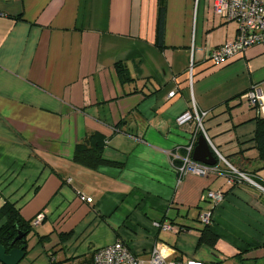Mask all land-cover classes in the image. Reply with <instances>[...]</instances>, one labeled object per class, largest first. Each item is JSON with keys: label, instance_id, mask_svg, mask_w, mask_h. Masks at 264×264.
<instances>
[{"label": "crops", "instance_id": "0c3cea01", "mask_svg": "<svg viewBox=\"0 0 264 264\" xmlns=\"http://www.w3.org/2000/svg\"><path fill=\"white\" fill-rule=\"evenodd\" d=\"M212 1L167 0L158 47V0H0V210L10 202L26 220L45 213L35 230L46 264L51 254L53 264H90L95 249L118 240L145 260L159 245L169 260L264 264V165L254 141L264 46L213 63L211 51L236 37L238 23L216 15ZM254 88L262 105L246 97ZM194 104L209 113L214 146L255 182L229 185L220 163L221 173L178 185L191 126L176 118ZM95 133L103 157L122 165L74 159ZM208 190L225 193L215 208ZM207 210L216 249L199 244Z\"/></svg>", "mask_w": 264, "mask_h": 264}, {"label": "built area", "instance_id": "2783aa9c", "mask_svg": "<svg viewBox=\"0 0 264 264\" xmlns=\"http://www.w3.org/2000/svg\"><path fill=\"white\" fill-rule=\"evenodd\" d=\"M213 11L216 15L228 21L238 23V33L236 37L216 48L210 53V59L215 64H221L227 60L241 54L253 45L261 44L264 46V0H213ZM189 81L193 84V61L189 66ZM176 94V91L169 92V97ZM247 99L253 105H262L263 97L258 88L247 92ZM208 111H199L195 104L192 109L181 113L176 122L179 126H191L188 134V142L183 146L184 153L178 156L179 165L175 166L177 172V183L181 184L184 178L190 174L199 176H209L211 173L219 174L222 172L220 163L227 166L226 176L229 185L239 184L243 181L255 182L245 173L238 171L214 146L205 128V118L208 117ZM200 135H204L211 148L215 151L218 159L216 165H207L195 161L193 154L198 143ZM205 198L213 203L214 208L223 202L225 198L224 191H207ZM80 199L86 202H92L93 198L80 194ZM213 219V210H207L201 213L200 220L204 225H210ZM45 220V213H38L32 226L38 227ZM155 227L163 230H173V226L168 223L154 222ZM51 264L55 262L54 256L51 258ZM90 264H208L206 262L188 259V260H169L162 252L159 245H156L150 252L149 259L145 260L134 254L130 247L123 241H116L112 244L99 247L94 250L92 262Z\"/></svg>", "mask_w": 264, "mask_h": 264}, {"label": "trees", "instance_id": "16d2710c", "mask_svg": "<svg viewBox=\"0 0 264 264\" xmlns=\"http://www.w3.org/2000/svg\"><path fill=\"white\" fill-rule=\"evenodd\" d=\"M166 11L167 0H158V16L155 39V44L158 47L164 46ZM117 69L122 81H126L129 79L127 68L124 64L118 63ZM254 141L255 147L259 154V158L264 165V117H259L257 119V129L255 131ZM103 148V136L98 133L92 134L87 142L78 144L76 146L74 159L92 168H97L100 165L106 163L122 165V163L119 162L106 160L102 155ZM205 199L209 200L207 198ZM0 217L6 219L5 223L0 226V244H2L8 251H10L14 246L21 247L23 245H26V252L28 253V237L30 232L35 230V228L32 226V221L34 218L31 220L24 219L20 213V210H18L15 205L10 202H6L1 208ZM19 233L26 235L21 240L16 241V243L13 245L12 242ZM218 238L219 236L210 229L209 225H204V227L200 230L199 244H205L211 248L216 249ZM53 256L54 254L50 255V257ZM238 256L240 257L241 253L238 254Z\"/></svg>", "mask_w": 264, "mask_h": 264}, {"label": "water", "instance_id": "95a60500", "mask_svg": "<svg viewBox=\"0 0 264 264\" xmlns=\"http://www.w3.org/2000/svg\"><path fill=\"white\" fill-rule=\"evenodd\" d=\"M193 159L205 163L207 165H216L218 159L213 154L211 146L204 135H200L198 143L195 147ZM26 234L19 233L12 244L16 241L21 240ZM26 245L22 247L14 246L8 251L2 244H0V263L1 264H19L26 256Z\"/></svg>", "mask_w": 264, "mask_h": 264}, {"label": "rangeland", "instance_id": "374dc122", "mask_svg": "<svg viewBox=\"0 0 264 264\" xmlns=\"http://www.w3.org/2000/svg\"><path fill=\"white\" fill-rule=\"evenodd\" d=\"M36 231L37 230H33L32 232H30L29 237H28L29 251L26 254L25 258L19 264H46L47 263V258H49V255L47 251H42V248L40 245H37L38 235ZM57 250L59 254L61 253V255H63L64 252L62 250H59V248ZM73 263L74 262L69 261V260L61 262V264H73Z\"/></svg>", "mask_w": 264, "mask_h": 264}, {"label": "flooded vegetation", "instance_id": "af4514ba", "mask_svg": "<svg viewBox=\"0 0 264 264\" xmlns=\"http://www.w3.org/2000/svg\"><path fill=\"white\" fill-rule=\"evenodd\" d=\"M18 247V246H17ZM22 247V246H21Z\"/></svg>", "mask_w": 264, "mask_h": 264}]
</instances>
